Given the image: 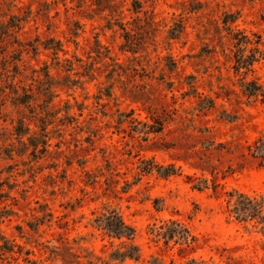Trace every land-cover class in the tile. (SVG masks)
I'll return each mask as SVG.
<instances>
[{
	"label": "rangeland",
	"instance_id": "rangeland-1",
	"mask_svg": "<svg viewBox=\"0 0 264 264\" xmlns=\"http://www.w3.org/2000/svg\"><path fill=\"white\" fill-rule=\"evenodd\" d=\"M115 1L122 20L114 22L89 0H0V264H119L110 256L121 241L94 224L107 209L134 231L140 260L124 264H264V237L229 216L224 196L261 199L264 213V167L245 156L264 136V101L247 88L264 92V0ZM225 14L250 41L244 54H262L249 72L233 69ZM181 24L180 39L170 40ZM127 32L135 54L123 47ZM56 42L65 55L54 54ZM45 68L63 84L46 153L14 135L21 117L37 133L41 125L12 106L11 87L36 93ZM152 118L163 126L158 135L145 134ZM148 161L180 174L142 173ZM186 177L210 181L208 189ZM168 221L189 229L194 253L150 232Z\"/></svg>",
	"mask_w": 264,
	"mask_h": 264
},
{
	"label": "trees",
	"instance_id": "trees-1",
	"mask_svg": "<svg viewBox=\"0 0 264 264\" xmlns=\"http://www.w3.org/2000/svg\"><path fill=\"white\" fill-rule=\"evenodd\" d=\"M91 6L94 8L93 11L98 13H107V17L113 18L110 21H121L122 12H120L119 4L115 0H89ZM82 2V1H81ZM140 8L133 7V13H139ZM107 22L110 26H115ZM237 18L235 15H226L222 19V24L225 29L231 35V40L235 42L236 46V53L234 54V65L233 69L236 73L241 71L249 72L251 71V67L254 63H256L261 57L262 54L259 52L258 48L250 49V55H245L244 52L246 50V46L250 45V41L246 36H241L240 33L237 31H233L230 25L235 24ZM121 25V24H120ZM77 30L80 26H76ZM121 27V26H118ZM16 29H20L16 27ZM121 29V28H120ZM123 29V28H122ZM183 25L177 26V30H174L169 36L170 40H179L182 33H183ZM74 35H77L76 33ZM123 39L125 44L123 45L124 49H127L128 52L135 54L134 50L132 49L134 44L130 39V33H125L123 35ZM55 48L53 49L54 54L57 55L58 53L66 54L62 50V46L60 43H55ZM77 45V44H75ZM23 48V46H20ZM111 60V58H107ZM56 61L57 58H55ZM19 61V59L17 60ZM79 62V61H77ZM59 64V62H57ZM17 76L18 69H17ZM43 80L39 82L40 89L37 90L36 93L32 92L31 90H26L21 88L23 91L22 95L18 92L19 87L12 85V95H14L12 106L16 108L24 107L27 110L31 111L32 117L40 123V130L37 133L34 130L30 129V124H25L26 118H19L16 120V126H14V135L16 136L17 140L22 143V139L27 137V140L32 147L34 152H44L48 151L49 145V132L47 128L52 126L55 123L56 116L59 114L60 109L57 108V105L54 104V99L57 97L55 89L58 87L63 86V84H57L53 81L52 77L50 76L47 68L43 70L42 74ZM68 81L69 78H66ZM249 86L252 89H249L248 95L253 97H261L264 101V92L261 88L253 83L247 84V88ZM134 102H139L137 98L134 96L129 97ZM212 103V102H210ZM213 105V104H210ZM38 108L39 111L36 113L35 109ZM212 106H209L211 109ZM68 111L69 108H66ZM65 119H69L70 117L65 114ZM70 119H73L72 117ZM153 125L150 128L149 132L145 134H153L158 135L162 132L163 126L160 125L159 128V118L155 119L152 118ZM29 123H33L32 120H29ZM35 128L37 126H34ZM40 146V149L38 147ZM247 158L246 160H251L252 163H256L257 167H264V136L258 138L252 145L247 147V154L245 155ZM204 163V162H202ZM205 165V164H203ZM192 168L194 166L191 165ZM195 169V168H194ZM180 167H176L175 165H168V166H159L152 161H148L143 163V167L141 168L142 173L151 174L156 173L163 178L171 177L174 175L180 174ZM205 171V170H202ZM187 181L191 185L192 189L197 191H202L208 189V180L206 179H199L194 177H186ZM219 186L216 184L215 179L213 180L211 190L215 196L219 194L218 192ZM224 196L226 197V209L231 218L238 224H253V227L259 230V233L262 234L264 237V213H263V204L262 200L250 197L245 194L239 193L238 191L232 190L229 192H225ZM94 224L96 228L102 230L106 236L112 240L121 241L120 249L115 250L110 259L113 262H118L119 264H124L126 261L135 262L137 263L140 260L139 249L132 243L134 238V231L132 228L127 226L120 214L113 210L107 209L105 213L101 214L100 216L96 217L94 220ZM150 232L155 234L157 238H161L164 241V245L168 246L170 242H173L175 245L181 246L179 252L180 254H192L198 249L197 240L190 234L189 229L176 221H168L163 223L160 227H156L153 225L150 228ZM86 264H98L95 262L97 259H93L91 257H87ZM29 263V261H28ZM187 264H199L195 260H190Z\"/></svg>",
	"mask_w": 264,
	"mask_h": 264
}]
</instances>
